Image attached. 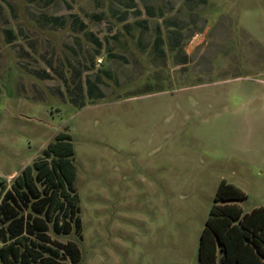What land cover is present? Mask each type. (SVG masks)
<instances>
[{
	"label": "rangeland",
	"instance_id": "obj_1",
	"mask_svg": "<svg viewBox=\"0 0 264 264\" xmlns=\"http://www.w3.org/2000/svg\"><path fill=\"white\" fill-rule=\"evenodd\" d=\"M60 132L81 229L33 264H198L222 179L264 206V0H0L3 193Z\"/></svg>",
	"mask_w": 264,
	"mask_h": 264
},
{
	"label": "trees",
	"instance_id": "obj_2",
	"mask_svg": "<svg viewBox=\"0 0 264 264\" xmlns=\"http://www.w3.org/2000/svg\"><path fill=\"white\" fill-rule=\"evenodd\" d=\"M72 154L69 134L60 132L43 150L45 159L35 164V176L32 177L31 169L25 167L11 183L10 190L3 193L0 188L1 264L15 261L33 264L32 259H38L32 255L33 244L40 243L35 242L34 237L48 239L44 234L48 220L52 221L56 232L81 229ZM36 181L43 183V188L34 194L35 202L29 205V195L33 194ZM245 198L246 193L234 184L225 179L218 183L199 235L198 264H264V206L243 212L238 202ZM25 206L43 213V218L15 209ZM53 245L55 248L41 244L48 251L47 264H59L55 256L60 251L73 261L79 256V250L72 242H53Z\"/></svg>",
	"mask_w": 264,
	"mask_h": 264
}]
</instances>
